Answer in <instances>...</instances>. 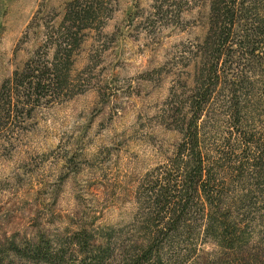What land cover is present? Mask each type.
Segmentation results:
<instances>
[{
    "label": "rangeland",
    "instance_id": "rangeland-1",
    "mask_svg": "<svg viewBox=\"0 0 264 264\" xmlns=\"http://www.w3.org/2000/svg\"><path fill=\"white\" fill-rule=\"evenodd\" d=\"M71 1L0 0V107L14 72L31 59L51 61L59 43L62 50ZM209 1L112 0L71 37L55 97L38 103L12 90L20 96L11 118L0 111V264H118L151 228L144 177L181 139L163 113L171 87L189 84L185 49L205 36ZM221 50L223 96L212 100L209 141L225 182L219 214L236 227V247L204 234L194 200L158 236L164 261L149 264H264V62L251 64L232 37ZM237 85L260 92L255 108H243L249 148L229 113Z\"/></svg>",
    "mask_w": 264,
    "mask_h": 264
},
{
    "label": "trees",
    "instance_id": "trees-1",
    "mask_svg": "<svg viewBox=\"0 0 264 264\" xmlns=\"http://www.w3.org/2000/svg\"><path fill=\"white\" fill-rule=\"evenodd\" d=\"M110 1L112 0H73L66 5L61 22L63 32H60L61 27L58 31L66 38L63 41L64 47L61 50L60 43L58 44L51 61L31 59L21 72H14L5 81L2 89L8 85L6 91L9 98L0 107L5 118H11L15 109L12 98L16 95L17 100L20 96L19 90L13 95L12 90L22 88L21 97L39 103L42 97H55L63 89L69 50L73 43L71 37L82 28L98 21L106 13ZM259 3V0L209 1L205 36L185 49V53L189 54L187 62L191 67L189 84L185 82L180 90L171 87L163 113L164 118L175 125L181 139L174 154L161 167L148 172L144 177V193L151 228L138 236L127 250L121 251L118 264L162 263L164 260L160 255L159 244L156 243L159 234L167 228L177 226L189 203L194 200L204 219V234L210 235L222 248L236 247V227L219 214L225 182L220 176L221 157L214 154L209 141L211 104L216 94L223 96V88H218L221 76L217 73L222 69L218 68L217 62L222 53L221 47L229 37H232L239 50L244 48L242 54L249 56L251 64L254 62L262 65L264 62V19L259 16ZM235 27L238 30L234 31ZM55 43L57 45L58 42ZM234 52L239 53L238 50ZM241 79L238 82L242 83ZM258 93L260 92L254 88L243 92L238 85L231 91V122L238 137L244 140L245 148L250 147V137H247V131L244 130L243 108H255L254 98ZM244 100L246 103L243 104ZM218 101L221 116L226 104H220V99ZM105 259H99L100 263L103 264Z\"/></svg>",
    "mask_w": 264,
    "mask_h": 264
}]
</instances>
